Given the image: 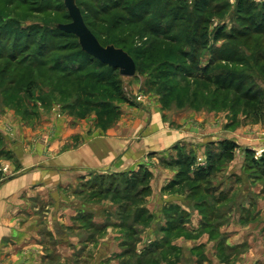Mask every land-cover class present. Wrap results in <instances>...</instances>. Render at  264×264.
<instances>
[{"label":"rangeland","instance_id":"obj_1","mask_svg":"<svg viewBox=\"0 0 264 264\" xmlns=\"http://www.w3.org/2000/svg\"><path fill=\"white\" fill-rule=\"evenodd\" d=\"M116 1L123 4L125 0H76V3L84 15L98 23L103 38H107L104 46H114L118 38L127 40L126 52L136 61V73L132 77L100 66L97 60L81 51L76 37L58 29L60 24L70 22L64 0H0V143L3 141L1 133L9 139L17 134L16 138H21L23 129L37 138L46 132L54 118L64 114L80 117L70 110L87 111L83 119L98 123L99 116L93 109L87 110L77 103L82 97L77 89L100 79L108 82L109 92L116 95L111 105L115 111L116 108L120 111L117 119L105 123L114 122L112 125L98 124L103 131L115 126L123 111L132 122L138 119L139 112L150 111L151 118L159 116L161 125L173 128H191L192 124L200 128L201 122L205 128L208 123L216 122L231 130L264 125V117L259 119L261 113L264 114V0H142V4L151 3L150 12L145 15L148 23L162 24L163 31L173 36L172 40L163 41L155 40L153 29L141 33L132 30L127 23L116 29L110 27L111 22L102 9ZM128 1L134 4L138 0ZM171 25L174 26L167 31ZM14 58L15 63L10 60ZM19 62L21 65H15ZM63 73L70 76L58 81ZM85 76L91 81L86 82ZM198 78L225 79L232 87L226 90L217 87L212 99L215 87ZM72 104L76 107H71ZM209 115L215 121H211ZM197 116L203 119L198 121ZM181 149L180 155L162 158V166L174 163L181 156L190 161V150L187 146ZM252 163L257 165V159ZM206 167L198 169L192 163L189 176L204 173ZM172 170L178 172L180 168ZM245 172L252 175L257 171L246 169ZM128 178L134 179L135 174ZM212 178L200 182L201 188L184 183L167 189L165 192L169 195L178 196V202L163 209L161 214H151L153 219L139 227L135 236L131 235L133 229L121 228L119 232H123L122 238L129 240L128 246L136 243L139 254L150 246L151 253L143 260L135 253H127L118 259L119 264H256L246 256L255 246L240 245L238 240L253 235L252 244L260 243L264 232L243 230L238 232V237L218 223L222 216L213 212L215 205L209 181ZM104 181L105 187L109 181ZM115 198L118 199L112 200L121 204L120 210L130 201L126 205L131 206L130 214L124 215V223L136 218L134 209H142L146 204L144 197L135 201ZM179 198H183V202ZM201 201L209 203L207 215L215 213V219L205 218L209 223L207 228L202 225L200 230H194L190 213ZM159 216L161 221H157ZM177 224L182 228L171 230ZM143 236L147 240L145 246L140 244ZM207 239L213 245H208ZM228 240L232 246L227 245Z\"/></svg>","mask_w":264,"mask_h":264},{"label":"crops","instance_id":"obj_2","mask_svg":"<svg viewBox=\"0 0 264 264\" xmlns=\"http://www.w3.org/2000/svg\"><path fill=\"white\" fill-rule=\"evenodd\" d=\"M138 115L132 122L123 111L107 131L94 120L64 114L37 138L23 129L21 138L1 133L0 154L10 152L13 158L0 156V264H119L129 244L119 232L125 214L114 199L95 194L99 179L123 190L132 173L147 169L151 190L143 196V209L161 214L178 202V196L165 192L176 180L175 163L166 168L162 158L184 146L202 169L217 162L227 143H237L229 161L218 160L224 169L209 180L213 212L220 213L218 223L233 236L243 230L264 232L263 124L231 130L216 122L205 128L201 122L200 128H173L161 125L159 116L151 118L150 111ZM254 158L257 165L250 164ZM246 169L257 172L249 175ZM190 214L192 228L200 230L202 213L196 208ZM252 238L244 236L238 244L255 246L246 256L264 264V234L260 243L252 244ZM142 239L145 246L146 236ZM227 245L233 244L228 240Z\"/></svg>","mask_w":264,"mask_h":264},{"label":"trees","instance_id":"obj_3","mask_svg":"<svg viewBox=\"0 0 264 264\" xmlns=\"http://www.w3.org/2000/svg\"><path fill=\"white\" fill-rule=\"evenodd\" d=\"M142 3H143L142 0H140V1L138 0L134 4H131L128 0H125L123 4H120L119 2L116 1L114 4L104 7L102 10H105V14L108 18L107 20H109L111 22L110 27H112V28L114 27L116 29L121 24L127 23L126 25L131 26L132 30L140 31L141 33L142 32H149V30L153 29L154 35H155V40L163 41V40L171 39L173 36L167 34L166 31H163L162 24H160V23L149 24L148 23L149 20L145 19V15L147 12H150V10L148 8L151 7V3L150 2H146L145 4H142ZM78 7H79V5H78ZM80 10L82 12V15H83V18L85 20L86 25L93 32V34L97 37L99 42L104 46V43L106 42L107 38L106 37L103 38V34L100 32V28H99L98 23H95L96 22L95 20H91L88 15H84L81 8H80ZM141 11H143V12H141ZM68 18H69V21H71V19L69 17V13H68ZM172 26H174V25H171L170 28H167V29L164 28V29L169 31V29H172ZM63 33L76 37L73 34H69L66 32H63ZM155 40H153V41H155ZM113 44L115 47L121 48V49L126 51V48H127L126 44H128V43H127L126 39L118 38L115 40V42ZM80 48H81V46H80ZM81 51L83 53H85L87 56H89L90 58L97 60L96 58H94V57L90 56L89 54H87L86 52H84L82 50V48H81ZM128 54L130 55L129 52H128ZM130 56L132 57V55H130ZM10 60L13 63H15V61H16L15 58L10 59ZM97 61L99 62L100 66L101 65L107 66V65L101 63L99 60H97ZM134 61H135V59H134ZM135 64H136V61H135ZM15 65H21V62L16 63ZM50 69L52 71H55L54 68H50ZM112 69H114V68H112ZM115 70H118V69H115ZM69 76H70L69 73H63L58 78V81H63L66 77H69ZM83 78L86 82L91 81V80H89L88 76H85ZM198 80L204 81L208 84L210 83L211 85H213L215 87V88H213V90L211 92L212 99L215 96L217 87L221 88L223 90H226V87H232V84L229 82L226 83L225 79L213 78L210 80L208 78L207 79L206 78L205 79L204 78H198ZM219 80H221L222 82H219ZM108 86H109V84H108V82H106V80L100 79V80H96V83H94V84L89 83L87 85H81V87L78 88L79 90L77 89V91H80V93L82 95V97H80L78 99L77 103H79L80 106L86 107L85 109H87V110L93 109L99 116L98 124H103V125H105L106 121H110V120L113 121L120 116V111L117 108H116L117 111H115V108L111 105V101L116 98V95L115 94L113 95V93L109 92ZM108 93H110V94H108ZM97 95L100 97V99H97ZM193 98H194V96H193ZM212 101H214V100H212ZM71 107L74 108L76 106L74 104H72ZM78 111L73 112L70 110V112L72 114L77 115V117L80 116L79 118H84L83 116H86L88 113L87 111H79V112ZM255 113H256V111H254L253 115H255ZM259 117H260L259 119H262L264 117V114L261 113V116H259ZM112 123H114V122H111V124H106L104 127H108L109 125H112ZM234 147H235V145L233 143H227L225 146V150H224L223 154H221L219 159L223 157L225 159L224 162L229 161L232 158V155H233L232 149ZM182 151H183L182 149H179V151H178L179 155L182 154ZM0 156L1 157H10L11 153L10 152H1ZM218 160L216 162V160L213 159L212 161L208 162V165L206 167L207 170L204 173H197V175L191 177V176H189V170H190L192 163H194V159L191 157L190 161H188V159H186L182 156L178 157L174 162L175 163L174 166L179 167L180 170H178V172H177L176 180H174L169 185L170 187L168 189L180 187L184 183L193 184V186H197L198 188H201L200 182L201 183L206 182L209 177L214 176L216 173H218V171H220L221 169H224V164L221 163L220 161L218 162ZM252 162H253V160H251L250 164L254 165V163H252ZM199 171H201V170H199ZM150 180H151V173L147 169L145 170L144 168H141L135 174L134 179L130 180V178H129L128 180H126L124 182L123 190L115 188V185H117V184L114 183V186H113L112 182H110L107 186L104 187V185L106 183L103 179L100 178L99 183L97 184V189L95 190V194H97L99 196L111 197L112 199H118V198H115L116 196L121 197V198H130L131 200L135 201L137 199H142L143 196H145V194H148L150 192V190H151V187L149 185ZM121 192L123 193V196H122ZM128 203H130V201ZM128 203L123 204L125 206L121 209L122 213H124L125 215L127 214V216H128V214H130L129 209L131 207V206H126ZM207 203H206V201H201L197 204V208L200 210L202 215H204L203 216L204 219L202 221V225H203L204 229H206L207 226L209 225V223L207 221H205V218H207V220L210 217H213L215 219V213H213L212 216L208 217V215H207V209H208ZM208 205H209V203H208ZM134 213H136V218L133 216L134 218H131V222H127V223L122 222L121 223L122 228L131 229V230L133 229V232H131L132 236H135L137 234L139 227L146 225L149 220L153 219V217L151 215H148L147 211L143 208L142 209L137 208L136 210L134 209ZM145 215H147L146 218H144ZM123 218H125V217H123ZM137 219H141L145 223L141 224V222L138 221ZM135 227H138V228H135ZM212 227L214 229V226H212ZM178 228H182V227H179V225L177 224L175 227L173 226V228L171 230L178 229ZM127 236H130V235L127 234ZM133 243H131V246L129 245L127 247V253H135L140 258V260L141 259L143 260L144 257H146L149 253H151L150 252L151 251L150 246H149L148 248H146L144 250L145 252L142 251V253L139 254L136 251V243H134V245H133ZM133 248L135 249V251ZM123 256H125V254H123L121 257H123ZM160 261H162V260H160Z\"/></svg>","mask_w":264,"mask_h":264},{"label":"water","instance_id":"obj_4","mask_svg":"<svg viewBox=\"0 0 264 264\" xmlns=\"http://www.w3.org/2000/svg\"><path fill=\"white\" fill-rule=\"evenodd\" d=\"M65 7L69 13L71 21L60 24L58 29L75 35L84 52L96 58L101 63L118 69L121 76L132 77L136 73L134 59L123 49L113 45L103 46L93 32L86 25L82 12L76 0H64Z\"/></svg>","mask_w":264,"mask_h":264},{"label":"built area","instance_id":"obj_5","mask_svg":"<svg viewBox=\"0 0 264 264\" xmlns=\"http://www.w3.org/2000/svg\"><path fill=\"white\" fill-rule=\"evenodd\" d=\"M3 170H4L5 172H7V168H4Z\"/></svg>","mask_w":264,"mask_h":264}]
</instances>
